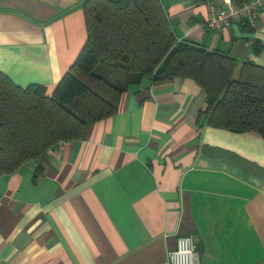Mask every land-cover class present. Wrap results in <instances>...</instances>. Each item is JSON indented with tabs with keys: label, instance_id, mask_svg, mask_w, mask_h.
<instances>
[{
	"label": "crops",
	"instance_id": "1",
	"mask_svg": "<svg viewBox=\"0 0 264 264\" xmlns=\"http://www.w3.org/2000/svg\"><path fill=\"white\" fill-rule=\"evenodd\" d=\"M83 1L0 0V73L51 94L85 44ZM160 2L178 42L234 58L236 75L264 68V9L213 32L205 0ZM122 80L115 114L0 172V264H167L179 236L198 264H264V139L210 126L190 78Z\"/></svg>",
	"mask_w": 264,
	"mask_h": 264
},
{
	"label": "trees",
	"instance_id": "2",
	"mask_svg": "<svg viewBox=\"0 0 264 264\" xmlns=\"http://www.w3.org/2000/svg\"><path fill=\"white\" fill-rule=\"evenodd\" d=\"M82 11L85 44L51 94L0 73V172L81 139L86 127L115 114L127 75L154 84L190 78L205 93L210 126L264 139L263 67L244 62L236 75L234 58L178 42L160 0H84ZM98 66L115 71L100 77Z\"/></svg>",
	"mask_w": 264,
	"mask_h": 264
},
{
	"label": "built area",
	"instance_id": "3",
	"mask_svg": "<svg viewBox=\"0 0 264 264\" xmlns=\"http://www.w3.org/2000/svg\"><path fill=\"white\" fill-rule=\"evenodd\" d=\"M205 1L208 4V12L204 24L213 32H220L236 22H244L255 28L264 9V0H220L219 4ZM53 148L48 149L45 155ZM166 261L167 264H198L199 255L195 239L192 236L177 237L174 248L166 253Z\"/></svg>",
	"mask_w": 264,
	"mask_h": 264
},
{
	"label": "rangeland",
	"instance_id": "4",
	"mask_svg": "<svg viewBox=\"0 0 264 264\" xmlns=\"http://www.w3.org/2000/svg\"><path fill=\"white\" fill-rule=\"evenodd\" d=\"M111 71H115L109 67L106 66H98L94 70V74L100 77H106L109 78L110 74L112 73Z\"/></svg>",
	"mask_w": 264,
	"mask_h": 264
}]
</instances>
